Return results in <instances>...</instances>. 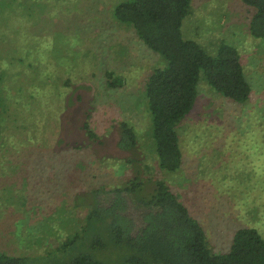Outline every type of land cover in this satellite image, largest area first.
<instances>
[{
    "label": "rangeland",
    "instance_id": "374dc122",
    "mask_svg": "<svg viewBox=\"0 0 264 264\" xmlns=\"http://www.w3.org/2000/svg\"><path fill=\"white\" fill-rule=\"evenodd\" d=\"M122 1L0 0L1 254L44 256L82 225L87 203L74 209L75 195L117 187L138 171L116 148L121 121L138 137L134 163L143 160L169 184L214 252L243 227L264 238V38L250 34L254 9L192 0L182 37L209 55L221 43L235 47L252 93L235 104L201 73L193 110L176 129L182 165L159 173L143 89L162 60L113 18ZM106 72L122 85L109 89Z\"/></svg>",
    "mask_w": 264,
    "mask_h": 264
},
{
    "label": "trees",
    "instance_id": "16d2710c",
    "mask_svg": "<svg viewBox=\"0 0 264 264\" xmlns=\"http://www.w3.org/2000/svg\"><path fill=\"white\" fill-rule=\"evenodd\" d=\"M241 1L254 9L249 21L251 36L263 39L264 0ZM191 3L125 0L113 8V18L132 28L162 60L146 78L143 89L156 155L154 170L159 173H175L182 165L176 129L193 110L201 73L210 87L235 104H246L252 93L235 47L221 43L216 54L209 55L198 43L182 37V22L191 13ZM105 75L109 89L122 85L112 72ZM1 110L0 93V117ZM83 129L89 139H95L88 123ZM138 145L134 128L121 121L116 148L133 156ZM131 157L122 163L130 170L134 165L138 171L124 184L90 189L73 197L74 209H81L83 201L87 203L83 223L74 234L57 240L44 256L0 253V264H264V238L258 230L237 229L228 249L214 252L204 228L169 184L143 160H137V165ZM63 223V228L69 224L65 218Z\"/></svg>",
    "mask_w": 264,
    "mask_h": 264
}]
</instances>
